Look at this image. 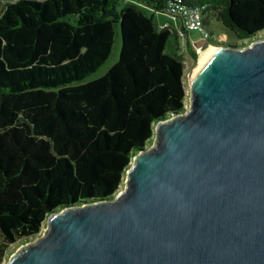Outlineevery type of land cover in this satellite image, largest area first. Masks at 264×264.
Listing matches in <instances>:
<instances>
[{"label": "trees", "instance_id": "obj_1", "mask_svg": "<svg viewBox=\"0 0 264 264\" xmlns=\"http://www.w3.org/2000/svg\"><path fill=\"white\" fill-rule=\"evenodd\" d=\"M176 1L202 6L209 43L220 44L211 41L212 18L241 40L264 30V0L4 2L0 261L53 210L115 193L155 123L185 110L179 29L149 12ZM118 28L119 59L87 79L109 57Z\"/></svg>", "mask_w": 264, "mask_h": 264}, {"label": "water", "instance_id": "obj_2", "mask_svg": "<svg viewBox=\"0 0 264 264\" xmlns=\"http://www.w3.org/2000/svg\"><path fill=\"white\" fill-rule=\"evenodd\" d=\"M189 90L124 189L53 210L7 264H264V38L213 49Z\"/></svg>", "mask_w": 264, "mask_h": 264}, {"label": "rangeland", "instance_id": "obj_3", "mask_svg": "<svg viewBox=\"0 0 264 264\" xmlns=\"http://www.w3.org/2000/svg\"><path fill=\"white\" fill-rule=\"evenodd\" d=\"M7 1H14V0H0V14L2 12L4 2H7ZM149 12L153 14L156 21L159 22L160 24H163L166 21L170 20V16L168 12L154 11L151 9L149 10ZM174 23L177 24L178 26H180L181 24L180 20H177ZM172 25L174 26V24ZM210 31H211V41L218 42L220 44L205 42L206 40H202L201 33L198 30H190L187 33V36L183 38L184 43L180 39L182 57L184 61L183 82H184L185 91H186V97L184 100L185 110H187L188 107L190 106V90H189L190 75L192 74L193 69L198 64L199 56L204 49H206L208 46L213 45V44L217 46L232 44V45H236L237 47H243L251 43L253 40L264 38V30L256 34L254 37L246 38L244 40L238 39V37H235V36L233 37V34L227 31L224 28V26L215 18L211 19ZM188 39L190 41H195V42L186 43ZM173 43L174 41L171 39L168 45V49H169V46L173 45ZM121 46H122V36H121L120 29L118 28V33H117V36H116V39H115V42H114V45H113V48L111 50L109 57L104 61L103 64L99 66V68H97L94 72H92L87 77V79H94L104 74L119 59ZM154 135L155 134H154V127H153V136L151 137V139H148L146 141L145 143L146 148H149L153 144ZM125 177H126V172L119 186L120 190L124 189L125 187V182H124ZM115 194H117V191L115 192ZM45 228H46V220L43 222L41 230L36 236L30 237L29 239H26V240L17 241L14 244H11L9 248L7 249L5 256L0 261V264H7L11 256L15 254L22 245L30 241H34L38 236L43 234Z\"/></svg>", "mask_w": 264, "mask_h": 264}, {"label": "built area", "instance_id": "obj_4", "mask_svg": "<svg viewBox=\"0 0 264 264\" xmlns=\"http://www.w3.org/2000/svg\"><path fill=\"white\" fill-rule=\"evenodd\" d=\"M170 16V20L162 24V26H170L174 24L179 29L180 39L183 41V38L187 36V33L190 30H198L201 33L202 40L209 43V32L204 26V12L202 6L189 7L181 4L180 2H173L170 4L169 9L167 10ZM180 20L181 24L178 26L174 22ZM181 27L184 29L182 30ZM194 43L195 41H188L186 43Z\"/></svg>", "mask_w": 264, "mask_h": 264}, {"label": "bare ground", "instance_id": "obj_5", "mask_svg": "<svg viewBox=\"0 0 264 264\" xmlns=\"http://www.w3.org/2000/svg\"><path fill=\"white\" fill-rule=\"evenodd\" d=\"M216 47H218V46L213 44V45L208 46L206 49H204V50L201 52V54H200V56H199V59H198V64H197L196 67L193 69L192 74L194 73V71L196 70V68L200 65V63L203 61V59L206 57V55H207L209 52H211L213 49H215ZM192 74L190 75V78H191Z\"/></svg>", "mask_w": 264, "mask_h": 264}, {"label": "crops", "instance_id": "obj_6", "mask_svg": "<svg viewBox=\"0 0 264 264\" xmlns=\"http://www.w3.org/2000/svg\"><path fill=\"white\" fill-rule=\"evenodd\" d=\"M159 23V22H158Z\"/></svg>", "mask_w": 264, "mask_h": 264}]
</instances>
